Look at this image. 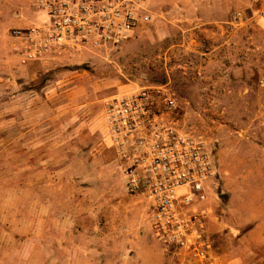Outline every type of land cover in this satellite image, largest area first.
Instances as JSON below:
<instances>
[{
	"label": "rangeland",
	"instance_id": "obj_1",
	"mask_svg": "<svg viewBox=\"0 0 264 264\" xmlns=\"http://www.w3.org/2000/svg\"><path fill=\"white\" fill-rule=\"evenodd\" d=\"M39 1L0 0V264H180L155 238L149 202L126 193L103 134L107 98L157 85L212 152L216 253L264 264L262 249L242 258L256 239L238 245L264 210L257 0H149L151 22L124 44L25 65L16 31L40 23Z\"/></svg>",
	"mask_w": 264,
	"mask_h": 264
},
{
	"label": "built area",
	"instance_id": "obj_2",
	"mask_svg": "<svg viewBox=\"0 0 264 264\" xmlns=\"http://www.w3.org/2000/svg\"><path fill=\"white\" fill-rule=\"evenodd\" d=\"M38 7L40 23L16 31L25 65L47 54L120 46L151 22L149 0H40ZM256 16L264 20V0ZM179 115L167 85L115 95L103 104L104 140L126 193L149 202L162 248L180 264H222L210 235L217 168L206 144L181 130Z\"/></svg>",
	"mask_w": 264,
	"mask_h": 264
},
{
	"label": "crops",
	"instance_id": "obj_3",
	"mask_svg": "<svg viewBox=\"0 0 264 264\" xmlns=\"http://www.w3.org/2000/svg\"><path fill=\"white\" fill-rule=\"evenodd\" d=\"M149 5H150V3H149ZM260 216H261L260 221L255 223V224H253L252 227L250 229H248V231L246 233H244L241 236V238L238 240V245H240L243 248L247 245V242L250 239H256L257 242H258V244L252 246V248H253L252 251L253 252L250 251V252H247V253H243L242 258L244 256V254L248 255L249 253L253 254V255L257 254L258 256L259 255L261 256V254L259 252H257V251L258 250L260 251V249L264 250V210L263 209L260 211ZM247 224L246 223L243 224L241 226V228L247 226ZM236 231H239V230H236ZM146 244H147V250L149 252H151V254H153V251L148 247V243L147 242H146ZM242 252H244V250ZM222 264H232V262H229L227 257H222Z\"/></svg>",
	"mask_w": 264,
	"mask_h": 264
}]
</instances>
